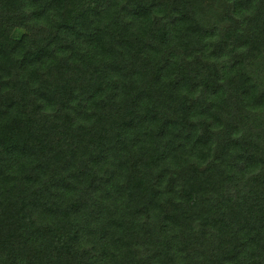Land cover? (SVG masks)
Returning a JSON list of instances; mask_svg holds the SVG:
<instances>
[{
	"label": "trees",
	"instance_id": "obj_1",
	"mask_svg": "<svg viewBox=\"0 0 264 264\" xmlns=\"http://www.w3.org/2000/svg\"><path fill=\"white\" fill-rule=\"evenodd\" d=\"M0 264H264V0H0Z\"/></svg>",
	"mask_w": 264,
	"mask_h": 264
}]
</instances>
